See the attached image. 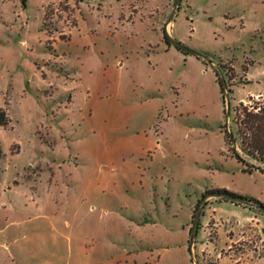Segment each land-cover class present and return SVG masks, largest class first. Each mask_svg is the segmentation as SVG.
<instances>
[{"label": "rangeland", "instance_id": "374dc122", "mask_svg": "<svg viewBox=\"0 0 264 264\" xmlns=\"http://www.w3.org/2000/svg\"><path fill=\"white\" fill-rule=\"evenodd\" d=\"M257 93L264 0H0V264H264Z\"/></svg>", "mask_w": 264, "mask_h": 264}, {"label": "trees", "instance_id": "16d2710c", "mask_svg": "<svg viewBox=\"0 0 264 264\" xmlns=\"http://www.w3.org/2000/svg\"><path fill=\"white\" fill-rule=\"evenodd\" d=\"M26 0H24L25 4ZM165 40L168 44H171L169 37L167 36L166 32L164 35ZM223 72V70H222ZM220 72L216 73L217 81L220 85L221 92L223 95V98L225 99L230 94L229 89V83L227 82V86L224 87L222 85L221 79H220ZM237 113V135L240 137L243 150L246 151L248 154L256 157L261 162L264 163V102L260 103L257 102L253 105H245L241 103L239 107L236 109ZM9 123V119L6 118V115H2L0 118V125L6 126ZM229 138L234 140L232 133L229 134ZM234 142V141H233ZM3 154L2 149H0V158ZM236 158L240 162H244V160L241 159L238 153L235 154ZM259 170L264 172V169L258 168ZM245 172L252 173L253 170L250 169L247 165L245 169H243ZM221 193H230L234 195H238L235 193H231L227 190H210L207 191L206 195H214V194H221ZM242 196V195H241ZM203 197H206L203 195ZM248 198V204L254 205V206H262L264 207V203L261 202L259 199L254 197H247ZM264 211V210H263ZM192 233V230H191ZM191 250V248H190Z\"/></svg>", "mask_w": 264, "mask_h": 264}, {"label": "water", "instance_id": "95a60500", "mask_svg": "<svg viewBox=\"0 0 264 264\" xmlns=\"http://www.w3.org/2000/svg\"><path fill=\"white\" fill-rule=\"evenodd\" d=\"M177 3H178V0H175V5H177ZM169 39H170L171 44L175 48H177L178 50H180V51H182V52H184L186 54L194 55V56H196L198 58L207 59L206 56L203 53L185 46L180 41H178L176 39H173L172 37H169ZM221 82H222V85L224 87L227 86V82H226L224 77H222ZM214 195L219 197V198H223L225 200L233 202V203L248 204V201H249L248 198H246L244 196L234 195V194H230V193H221V194H214ZM258 208L261 209V210H264V207H262V206H259ZM200 215H201V211L198 210L197 214H196V217H195V223H194V228H193V232H192V241L193 242L195 241V238H196L198 230H199Z\"/></svg>", "mask_w": 264, "mask_h": 264}, {"label": "crops", "instance_id": "0c3cea01", "mask_svg": "<svg viewBox=\"0 0 264 264\" xmlns=\"http://www.w3.org/2000/svg\"><path fill=\"white\" fill-rule=\"evenodd\" d=\"M177 49V48H176ZM180 51V50H179ZM182 52V51H181ZM231 65H232V67L236 70V72H237V69H236V67H235V65H234V63L233 62H231ZM250 71H251V67H248V65L246 66V69L245 70H243V75L242 76H240L239 75V73H238V75H239V79H241V82H239L237 85H235L234 87L236 88V87H238V86H244V85H247V84H249L250 83ZM264 99V94L263 93H257V94H252V95H250L249 97H247V98H242L239 102H246L248 99ZM56 161H54V163H55ZM255 219L256 220H258V217L257 216H255ZM222 258V257H221ZM259 260H260V258H259ZM259 263L260 264H263V263H261L260 261H259Z\"/></svg>", "mask_w": 264, "mask_h": 264}]
</instances>
